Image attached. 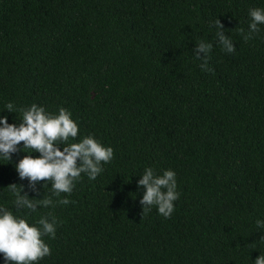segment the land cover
I'll return each mask as SVG.
<instances>
[{
  "label": "trees",
  "instance_id": "1",
  "mask_svg": "<svg viewBox=\"0 0 264 264\" xmlns=\"http://www.w3.org/2000/svg\"><path fill=\"white\" fill-rule=\"evenodd\" d=\"M264 0H0V114L32 104L63 107L113 149L95 180L75 181L63 205L15 207L20 181L0 159V206L30 224L57 221L38 264H253L264 254V24L245 40L250 8ZM229 36L227 53L213 21ZM243 29V32L240 30ZM212 43L207 69L196 43ZM12 102L13 113L5 104ZM22 143V142H21ZM145 167L176 173L179 197L165 218L142 215Z\"/></svg>",
  "mask_w": 264,
  "mask_h": 264
},
{
  "label": "clouds",
  "instance_id": "2",
  "mask_svg": "<svg viewBox=\"0 0 264 264\" xmlns=\"http://www.w3.org/2000/svg\"><path fill=\"white\" fill-rule=\"evenodd\" d=\"M248 32L244 39H250L264 24V8H250L248 11ZM212 24L216 27L215 37L223 51L232 53L234 44L229 36L221 34L222 25L219 20ZM243 32V29L240 30ZM213 45L200 40L196 43L195 58L201 59L203 53V69H207L208 53ZM7 113L14 111L12 102L5 104ZM21 119L9 123L8 115L0 114V159L11 161L13 154L32 150L36 155H22L14 165L20 181L27 180L28 186L35 189L38 182L41 187L50 182L51 196L44 198L29 197L25 185L16 183L7 186L13 203L18 209L36 212L38 207H48L54 203L66 205L70 201L65 196L53 201L52 197H60L61 193H71L75 181L85 174L89 180H95L102 172V165L113 158L111 146H105L92 135L82 137L77 142L65 143L69 138L78 135V124L71 118V113L61 107L56 113L47 112L43 106L32 104L21 109ZM3 113V112H0ZM22 142V143H21ZM143 189L139 200L142 215L150 212L155 206L163 217H169L174 211V201L179 197L176 173L172 169H164L156 174L152 167H145L137 180V190ZM57 221L54 216L41 215L30 224L25 218L14 215L8 208L0 206V264H38L45 256L50 255V247L44 237H55ZM257 228H264V220L256 219ZM260 240H264L261 235ZM253 264H264V254H259Z\"/></svg>",
  "mask_w": 264,
  "mask_h": 264
}]
</instances>
